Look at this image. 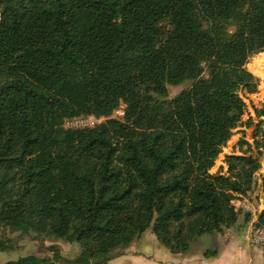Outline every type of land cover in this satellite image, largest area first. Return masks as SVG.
<instances>
[{"label":"trees","instance_id":"16d2710c","mask_svg":"<svg viewBox=\"0 0 264 264\" xmlns=\"http://www.w3.org/2000/svg\"><path fill=\"white\" fill-rule=\"evenodd\" d=\"M263 52L264 0H0V228L81 249L0 264H108L148 231L184 254L234 227L264 136L210 171L254 125ZM90 115L105 120L65 128Z\"/></svg>","mask_w":264,"mask_h":264},{"label":"crops","instance_id":"0c3cea01","mask_svg":"<svg viewBox=\"0 0 264 264\" xmlns=\"http://www.w3.org/2000/svg\"><path fill=\"white\" fill-rule=\"evenodd\" d=\"M223 166L225 167L224 163ZM263 174L264 170L257 173L255 190L239 200L246 202L251 212L240 208L238 221L231 229L203 235L193 242L188 252L177 255L162 246L156 238L147 240L141 237L130 246L131 248L118 250L108 264H264V252L250 246L243 236L247 225L251 221H257L264 210V193L260 187ZM249 214L251 220H248Z\"/></svg>","mask_w":264,"mask_h":264},{"label":"rangeland","instance_id":"374dc122","mask_svg":"<svg viewBox=\"0 0 264 264\" xmlns=\"http://www.w3.org/2000/svg\"><path fill=\"white\" fill-rule=\"evenodd\" d=\"M247 68L259 80L258 92L252 95L244 96L245 102L248 106L247 114L244 116V120H247L248 117L251 116L253 117L254 125H252L251 127H240L234 130L233 137L228 142L227 146L223 149V152L216 161L214 168L210 171L211 174H216L221 168H226V165L225 167L223 166L225 155L233 153L239 154L238 142L241 138H245V140L253 144L255 140V134H257V139L259 140L262 139V136H264V116L258 118L255 113V109L259 111H262L264 109V52L263 54L260 53L253 57L247 65ZM185 88V86L169 87L170 97L173 98L177 96ZM261 162L262 168L258 172V174L264 170V155L261 157ZM142 237L146 238L147 240H153V238H156L151 231L146 232V234ZM0 238L9 240L14 246V249L12 251H0V263L16 261L22 257L31 255L39 258L51 256V253L49 251V247L51 245L58 246L60 251L64 255L70 254L74 256V254L76 255L81 251L80 247L77 244H69L64 240L43 239L41 237H37L35 234H22L20 232H15L13 230H4L2 228H0Z\"/></svg>","mask_w":264,"mask_h":264},{"label":"built area","instance_id":"2783aa9c","mask_svg":"<svg viewBox=\"0 0 264 264\" xmlns=\"http://www.w3.org/2000/svg\"><path fill=\"white\" fill-rule=\"evenodd\" d=\"M124 115V105L121 102L116 110L115 116H123ZM105 118H97L93 115L82 117V118H75L72 120H68L65 124L66 129H81L86 127H92L96 124L101 123L104 121ZM235 204L237 207L244 209L248 212H251L250 207L246 202H239L236 201ZM244 240L252 247L259 248L262 252H264V230L260 229L256 225V221H251L245 232H244Z\"/></svg>","mask_w":264,"mask_h":264}]
</instances>
